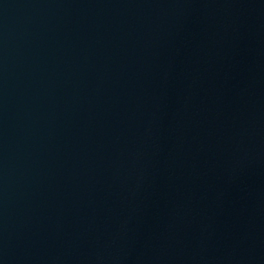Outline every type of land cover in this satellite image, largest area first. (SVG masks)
<instances>
[{
  "label": "water",
  "instance_id": "1",
  "mask_svg": "<svg viewBox=\"0 0 264 264\" xmlns=\"http://www.w3.org/2000/svg\"><path fill=\"white\" fill-rule=\"evenodd\" d=\"M0 264H264V0H0Z\"/></svg>",
  "mask_w": 264,
  "mask_h": 264
}]
</instances>
